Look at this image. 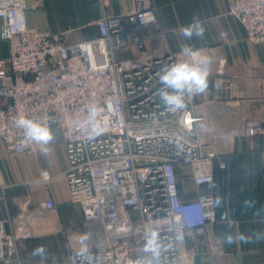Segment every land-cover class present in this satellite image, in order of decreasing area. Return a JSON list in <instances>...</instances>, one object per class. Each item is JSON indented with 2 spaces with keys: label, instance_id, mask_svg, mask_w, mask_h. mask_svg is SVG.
<instances>
[{
  "label": "built area",
  "instance_id": "built-area-1",
  "mask_svg": "<svg viewBox=\"0 0 264 264\" xmlns=\"http://www.w3.org/2000/svg\"><path fill=\"white\" fill-rule=\"evenodd\" d=\"M125 14L103 9L99 36L67 43L60 33L29 25L28 0H0V140L14 154L28 151L15 119L26 116L58 129L67 167L62 172L71 199L81 206L85 221L98 222L103 244L89 248L92 264H129L142 255L146 228L158 229L165 244L162 264H194L186 238L204 235L215 219L212 192L184 197L181 179L190 175L200 189L211 185L215 171L227 167L226 157L206 142V117L194 96L183 110H169L159 96V75L183 55L152 54L143 30L158 23L152 0H133ZM250 39L264 42V0H234L229 9ZM135 47L138 56L120 53ZM196 59L203 57L195 48ZM99 109L102 131L93 133L88 109ZM243 135H264L262 111L247 116ZM264 155V148H263ZM43 168L40 180L50 183ZM0 166V200L9 187ZM43 207L57 212L53 198ZM183 233V240L174 239ZM32 237L25 224L13 225L10 211L0 217V264L19 260L20 241ZM75 250L72 264H86Z\"/></svg>",
  "mask_w": 264,
  "mask_h": 264
},
{
  "label": "crops",
  "instance_id": "crops-1",
  "mask_svg": "<svg viewBox=\"0 0 264 264\" xmlns=\"http://www.w3.org/2000/svg\"><path fill=\"white\" fill-rule=\"evenodd\" d=\"M233 1L152 0L158 23L143 30L147 37V49L152 54L170 52L180 55L181 47L190 44L212 61L208 90L197 97L196 104L198 111L218 132V137L210 136L208 141L214 142L216 151L226 157L227 167H217L214 182L200 189L195 186L190 175L181 179L180 190L184 197L193 198L203 192H212L216 198V216L209 223L207 232L186 238L187 252L195 253L194 264H264V135L247 137L242 133L245 118L262 111L264 42L250 39L241 23L229 13ZM28 2L26 18L29 25L46 33H60L67 43L97 38V20L103 9L109 14H125L136 8L133 0ZM194 16L203 23L204 36L202 39L194 37L190 41L185 40L178 29L190 23ZM137 54L138 50L131 47L120 53V56L135 58ZM52 132L54 140L47 146V152L41 151V145L31 143L21 159V171L26 182L20 190L27 196L23 204H36L40 210L46 211L43 201L51 197L57 209L59 206L68 213L78 210L83 214L81 206L71 199L66 179L62 175L67 167L62 134L56 128ZM0 147L1 151L6 148L1 143ZM7 158L11 164L10 170L16 171L14 159L11 156ZM43 168L49 169L54 176L50 183L40 180ZM3 178L5 180L4 175ZM10 206V214L15 215L18 210H22L20 204L19 207L15 204ZM13 207L16 209L13 210ZM8 212L6 204L5 215L0 217H6ZM45 234L37 233L35 236ZM226 234L234 237L233 243L225 241ZM257 234L260 239L256 238ZM241 235L251 237V241L240 240ZM34 241H20L19 260L13 264H69L65 261L47 263L39 257H31L29 249L34 246ZM87 246L88 249L95 247L90 243ZM80 247V241L74 243L69 256L73 251L80 250Z\"/></svg>",
  "mask_w": 264,
  "mask_h": 264
},
{
  "label": "clouds",
  "instance_id": "clouds-1",
  "mask_svg": "<svg viewBox=\"0 0 264 264\" xmlns=\"http://www.w3.org/2000/svg\"><path fill=\"white\" fill-rule=\"evenodd\" d=\"M179 34L185 40H192L194 37L202 39L205 28L199 17L194 16L190 23L181 26ZM181 55L187 59L165 65L159 75V96L163 104L169 110H183L187 107L186 100L194 96H199L205 93L209 87L208 77L210 75L211 58L203 56L196 59V50L190 44H184L181 47ZM99 109L93 105L88 109V124L93 133L99 134L102 129L98 123L97 117ZM15 126L22 130L24 140L28 143L41 145V151L47 152L48 145L54 140V135L51 128L38 120L19 116L14 121ZM248 205V202H245ZM219 204V200L217 201ZM250 206V205H249ZM227 219V217H222ZM183 233H176L175 240L182 241ZM260 239V235H256ZM87 236L80 238V251L78 255L86 260V264H92V256L88 252ZM227 243H233L234 237L231 234H226L224 237ZM240 240L250 242L251 237L239 236ZM170 244H165L156 228H146L144 232V243L141 248L142 255L135 261H130L129 264H162L163 254L168 250ZM32 255L40 257L43 262L47 258V249L44 245H39L33 249Z\"/></svg>",
  "mask_w": 264,
  "mask_h": 264
},
{
  "label": "rangeland",
  "instance_id": "rangeland-1",
  "mask_svg": "<svg viewBox=\"0 0 264 264\" xmlns=\"http://www.w3.org/2000/svg\"><path fill=\"white\" fill-rule=\"evenodd\" d=\"M208 126L209 131L205 136L207 143L209 142L208 138L210 136L213 138L214 136L218 137V132L215 127L209 123ZM0 143L5 145L1 140ZM0 153H2L0 154L2 173L5 181L9 184L11 183V186L7 188L5 193L6 202L0 200V215H5L6 204L9 207V211H11V204L18 205V207L20 204L22 210H18L15 215L11 214L12 221L13 225L25 224L31 230L32 237L27 240L35 241L33 242L34 246L29 249L30 252H33V249L37 246L44 245L47 249V258L45 260L47 263L55 261L63 263L65 261L70 264L69 254L71 246L77 241H80L81 236H87V243L93 244L95 247L103 244V229L100 223L85 221L83 214L78 210L68 213L62 207L58 206L57 212L51 213L40 210V206L36 204L24 205L23 202H25L27 196L20 189L26 180L21 171V159L26 154H14L7 147L4 150L2 149ZM10 156L14 159V165L17 168L16 171L10 170L11 164L7 158ZM3 165H5L7 172H5ZM37 233L46 234L43 236H35ZM30 255L31 257L33 256L32 253ZM39 259L41 260L40 257Z\"/></svg>",
  "mask_w": 264,
  "mask_h": 264
},
{
  "label": "water",
  "instance_id": "water-1",
  "mask_svg": "<svg viewBox=\"0 0 264 264\" xmlns=\"http://www.w3.org/2000/svg\"><path fill=\"white\" fill-rule=\"evenodd\" d=\"M16 209V207H13V210H15Z\"/></svg>",
  "mask_w": 264,
  "mask_h": 264
}]
</instances>
